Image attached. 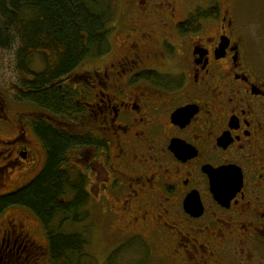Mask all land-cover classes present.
Wrapping results in <instances>:
<instances>
[{"label": "flooded vegetation", "instance_id": "obj_1", "mask_svg": "<svg viewBox=\"0 0 264 264\" xmlns=\"http://www.w3.org/2000/svg\"><path fill=\"white\" fill-rule=\"evenodd\" d=\"M180 2L127 0L121 38L74 73L70 129L87 143L68 164L115 230L153 238L171 264H264V0H209L183 19ZM8 114L0 94V122ZM43 115L17 111L0 183L31 164L27 130ZM42 252L21 222L0 227V264Z\"/></svg>", "mask_w": 264, "mask_h": 264}, {"label": "trees", "instance_id": "obj_2", "mask_svg": "<svg viewBox=\"0 0 264 264\" xmlns=\"http://www.w3.org/2000/svg\"><path fill=\"white\" fill-rule=\"evenodd\" d=\"M118 7L119 0H0V49L16 46V100L30 101L47 115L34 123L45 145V164L31 181L0 194V213L11 205L33 211L46 229L53 264H97L87 250L85 232L62 230L66 222L83 223L91 218L87 179L81 174L73 177L67 169L71 150L87 143V137L70 129L75 124L77 92L65 80L86 58L111 49L110 24ZM215 11L210 8L203 14ZM194 21L191 17L180 26L187 30L186 26L195 27ZM34 55L44 63L41 71L31 68ZM85 228L88 232L90 223ZM137 245L146 251L137 264H147L151 247L139 235L115 248L107 264H118V257Z\"/></svg>", "mask_w": 264, "mask_h": 264}, {"label": "rangeland", "instance_id": "obj_3", "mask_svg": "<svg viewBox=\"0 0 264 264\" xmlns=\"http://www.w3.org/2000/svg\"><path fill=\"white\" fill-rule=\"evenodd\" d=\"M159 5H164V0H158ZM209 0H181L180 5L178 6V17L183 19L186 16L190 15L198 6L206 7ZM127 16V0H119V7L115 19L110 24L111 33L110 40L113 45L115 41L117 42L120 39L121 31L125 27V21ZM176 37V36H175ZM16 46H9L8 48L0 49V94L7 100L9 103V114L6 120L8 122H0V139H8L13 137L17 130V111H37L41 112L43 109H40L36 104L31 103L30 101L18 102L16 100V95L19 93V81L18 73L16 70V59H15ZM94 58H86L74 71V73H82L85 70H89L95 62ZM31 68L34 71H41L44 68V63L39 55H34L31 61ZM74 78V74L67 78L68 84L74 87L75 81L70 80ZM45 118L47 115H43ZM57 117V116H56ZM59 119L65 118L62 115H58ZM67 120V118H66ZM25 145L28 147V158H31V164L24 165L23 167L12 168L10 171V178L8 180H1L0 183V194L6 193L16 189L26 182H28L34 175L42 168L45 162V151L44 147L37 137L35 132L31 129L27 130ZM1 146H4L1 144ZM76 156L75 149L71 150L70 157L74 159ZM3 161V159H1ZM2 163V162H1ZM66 166V164H65ZM68 164L67 169L70 171L73 177H77L79 174L73 170ZM75 169V168H74ZM2 174V173H1ZM89 174V172H88ZM90 175V174H89ZM89 183H92V177L89 176ZM97 192V190H95ZM94 196V194H93ZM92 197L89 204V209L91 211V218L88 222L83 223H74L66 222L62 226L64 231H83L87 234L89 239V244L87 250L91 253L97 260V264H107V260L112 251L117 248L122 242H125L132 238L136 233L134 231H125L124 229H116L113 221L115 220L111 213L105 211V205L98 204L96 201L98 198ZM109 201L113 202L114 200L110 199ZM114 203V202H113ZM17 220L21 222L27 232L30 234L31 238L41 247L42 255L38 259L37 264H53L49 253H48V240L47 232L40 220L37 218L34 212L30 211L26 207L20 205H11L5 208L0 213V227L8 225L10 220ZM90 223L89 231L86 232V225ZM122 227H124L122 225ZM69 228V229H67ZM85 228V229H84ZM114 229V230H113ZM128 230L127 228H125ZM85 230V231H84ZM147 235V234H145ZM150 239L152 252L149 254L147 264H171V260L166 258L170 255L171 249L165 248L160 245L157 247L155 240ZM17 249L19 248V243L17 242ZM146 255V251L140 246L132 247L127 250L124 254L120 255L117 259L118 264H137L142 260V257ZM25 256V253L24 255ZM30 262V261H29ZM176 262H179L177 260ZM21 259H19L17 264H24Z\"/></svg>", "mask_w": 264, "mask_h": 264}, {"label": "water", "instance_id": "obj_4", "mask_svg": "<svg viewBox=\"0 0 264 264\" xmlns=\"http://www.w3.org/2000/svg\"><path fill=\"white\" fill-rule=\"evenodd\" d=\"M183 112H184V110L181 109L180 111H177L176 115H180V114H182Z\"/></svg>", "mask_w": 264, "mask_h": 264}]
</instances>
